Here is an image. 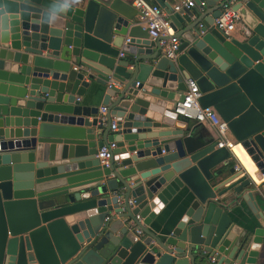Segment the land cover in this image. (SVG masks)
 <instances>
[{"label":"water","instance_id":"95a60500","mask_svg":"<svg viewBox=\"0 0 264 264\" xmlns=\"http://www.w3.org/2000/svg\"><path fill=\"white\" fill-rule=\"evenodd\" d=\"M147 1L178 38L173 60L125 0H0V264H264V0H235L237 37L211 27L218 0ZM188 79L258 184L233 181L229 152L172 112ZM97 87L104 122L80 102ZM174 199L172 226L148 230ZM241 204L257 226L230 217ZM135 215L141 236L124 221Z\"/></svg>","mask_w":264,"mask_h":264},{"label":"built area","instance_id":"2783aa9c","mask_svg":"<svg viewBox=\"0 0 264 264\" xmlns=\"http://www.w3.org/2000/svg\"><path fill=\"white\" fill-rule=\"evenodd\" d=\"M130 5L136 9V22L142 25L147 30V36L150 40L160 39L158 45L161 50V55L168 59L173 60L177 55V49L179 45L178 38L174 35L167 15L155 4H151L146 0H129ZM235 0H218L220 4L219 16L213 20L211 27L224 36H229L234 27L239 24L240 17L238 13L233 10ZM192 0H181L172 7V12H178L183 9L192 7ZM123 54H119L121 58ZM199 93L194 81L188 79L185 81V91L183 93V100L181 102H175L172 104V112L179 118L190 121L192 123L208 124L215 130L216 149H225L232 156V147L235 146L234 142L228 141L226 133L228 132L226 124L222 122L215 111L211 107H201L198 103ZM100 120L105 121L106 108L101 107ZM111 133L117 132L115 122H111L109 126ZM114 149V143H106L96 150L95 159L97 165L106 168L111 158V151ZM234 172L239 170L237 165L232 167ZM247 175V173L245 172ZM244 175V174H243ZM264 182V178L260 180ZM255 184H258L254 182ZM126 205L131 210L133 203L128 200ZM108 217L104 218L107 221ZM125 224L130 227L136 236H141V231L135 225H141L142 219L137 215L132 220L125 219ZM212 261V260H211Z\"/></svg>","mask_w":264,"mask_h":264},{"label":"crops","instance_id":"0c3cea01","mask_svg":"<svg viewBox=\"0 0 264 264\" xmlns=\"http://www.w3.org/2000/svg\"><path fill=\"white\" fill-rule=\"evenodd\" d=\"M128 3L129 0H125ZM147 1V0H146ZM148 2V1H147ZM164 2H166L170 8H172L174 5H176L179 1L178 0H164ZM209 10V8H206L204 11ZM136 19V17H135ZM142 26V25H141ZM143 27V26H142ZM243 28V24L241 23V21L239 22V24H237L233 31L230 33L229 36L231 37H237L239 31ZM125 44V42H124ZM155 49H153L154 51ZM121 54H123V56L121 58H119L120 60H129L131 59V57L125 53V52H120ZM159 56L161 57V54H159ZM116 86V85H114ZM98 94H96V96L94 97H89V99H80V102L83 106H90V107H96L98 109V114H97V118H100L101 114L99 109L103 106L100 105V101H101V94L103 93V89L98 88ZM101 92V93H100ZM92 117H89L88 120L90 121ZM113 122V120H112ZM201 126L203 127L204 130H206L211 137L216 140L217 136L215 134V130L210 127L208 124H201ZM95 134L97 136V139H100L101 134L99 133V131H95ZM108 134H111V132L109 131ZM226 138L228 139V141H232L234 142L233 138L231 137V135L227 132L226 133ZM235 144V142H234ZM238 147V145H235L232 147V153L234 156H232L230 154V156L228 157L226 164L228 167L232 168L233 166L237 165L239 167V170L236 172V174H238L236 176L234 180H236L237 178H240L243 174L245 175V172L247 174H249V176L253 179V180H257L255 177V167L252 164V162L250 161V159L242 153V151H240L241 155H237L235 152V149ZM232 181H230L229 183H226L225 185L221 186L219 189H217L214 193L222 190L224 187H226L228 184H230ZM255 184V183H254ZM130 200V199H129ZM177 200L174 199L173 202L169 203L167 206H165L160 213L155 217L154 220L151 221V224L146 227L148 230H150L151 232H155V228L157 227V224H162L165 225V230L169 229L172 224L175 222L176 217L179 214V211L181 209L180 206L177 207ZM240 209H233L230 212V217L232 219H234V221H237L238 219H244L249 221L248 223L251 224L252 226H257V223H259V220H255L253 215L250 213V211L247 209V207L244 204L240 205ZM242 225V224H240ZM239 226V224H238Z\"/></svg>","mask_w":264,"mask_h":264},{"label":"clouds","instance_id":"9594fccd","mask_svg":"<svg viewBox=\"0 0 264 264\" xmlns=\"http://www.w3.org/2000/svg\"><path fill=\"white\" fill-rule=\"evenodd\" d=\"M74 2H78V0H63V9L67 10V8Z\"/></svg>","mask_w":264,"mask_h":264},{"label":"bare ground","instance_id":"6f19581e","mask_svg":"<svg viewBox=\"0 0 264 264\" xmlns=\"http://www.w3.org/2000/svg\"><path fill=\"white\" fill-rule=\"evenodd\" d=\"M240 151H242V153L243 154H245L246 155V153L244 152V150L240 147V146H238L236 149H235V152H236V154L238 155H241V153H240ZM247 156V155H246ZM248 157V156H247ZM256 183H258L259 181H257V180H254Z\"/></svg>","mask_w":264,"mask_h":264}]
</instances>
